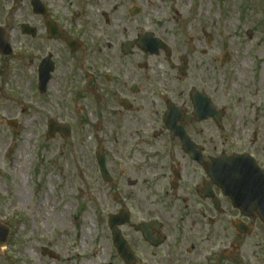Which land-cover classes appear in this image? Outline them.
<instances>
[{
	"label": "rangeland",
	"instance_id": "rangeland-1",
	"mask_svg": "<svg viewBox=\"0 0 264 264\" xmlns=\"http://www.w3.org/2000/svg\"><path fill=\"white\" fill-rule=\"evenodd\" d=\"M44 1L63 24L77 27L87 44L104 26L103 9L116 31L128 25L124 37L143 29L172 33L178 50L192 49L185 85L204 90L225 112L222 127L211 117L193 120L188 126L193 139L207 156L249 153L264 167V0ZM136 5L142 12L131 17ZM27 21L39 23L28 0H0V22L14 48L9 56L0 53V222L11 230L0 264H121L110 248L108 213L124 204L135 221L153 215L173 143L153 136L161 128L159 116L124 110L111 95H95L85 84L59 76L45 95L32 87L30 45L21 30ZM42 34L34 47L44 41L49 50L55 43ZM50 118L70 123L72 134L48 139ZM10 119L17 120V128ZM99 143L118 178L112 187L99 171ZM20 152L22 168L16 165ZM44 247L55 256L44 255ZM256 257L264 264L259 253Z\"/></svg>",
	"mask_w": 264,
	"mask_h": 264
},
{
	"label": "flooded vegetation",
	"instance_id": "flooded-vegetation-1",
	"mask_svg": "<svg viewBox=\"0 0 264 264\" xmlns=\"http://www.w3.org/2000/svg\"><path fill=\"white\" fill-rule=\"evenodd\" d=\"M28 6L31 16L39 20L38 24L25 22L30 45L27 66L34 68L32 87L39 90L40 67H51L48 89L41 94L48 93L50 82L59 76L68 82L85 84L86 90L95 95H111L124 110H150L159 116L161 128L153 136H165L173 143L162 167L165 183L153 215L148 212L145 219L135 221L133 211L124 204L108 213V240L119 262L257 264L258 253L264 258V224L257 213H245L233 205L222 188L209 178L205 164L193 159L183 146V130L193 139L188 126L194 120L195 87L185 85L192 70V49L187 46L185 52L178 50L174 35L167 32L143 29L124 37L128 25H123L121 33L116 31L110 26L111 16L106 9L99 13L103 28H96L87 44L81 31L63 24L44 0H28ZM136 6L129 7L131 17L142 12ZM0 26L5 27L1 22ZM41 33L43 40L55 43L49 50L44 41L34 47V40ZM159 64L162 71H158ZM198 145L196 150L203 155V161H210L211 155L207 156L203 145ZM176 149L178 154L174 153ZM109 173L108 183L112 187L118 178L110 170ZM121 209L129 219L119 230L133 256L127 251L119 252L118 243L115 244L114 215L121 213Z\"/></svg>",
	"mask_w": 264,
	"mask_h": 264
},
{
	"label": "water",
	"instance_id": "water-1",
	"mask_svg": "<svg viewBox=\"0 0 264 264\" xmlns=\"http://www.w3.org/2000/svg\"><path fill=\"white\" fill-rule=\"evenodd\" d=\"M7 46L4 41V33L0 31V50L8 53L9 48ZM44 68L43 66L41 67L42 71L40 76V85L43 91L50 78L48 69L44 70ZM193 95H195L193 98L195 97L194 104L196 112L200 114V118L212 115L218 122L221 121V114L214 111L211 100L206 94H197L194 91ZM10 123L16 125L15 121H10ZM57 131H60L63 136H68L71 133V126L51 120L49 122L48 137H53ZM181 135L186 149L191 156L196 159H201L199 153L195 151V143L186 136L185 131H182ZM97 158L102 176L104 179H107L109 174L106 168L104 152L99 151ZM207 172L212 180L220 185L225 193L230 196L234 205L240 207L245 213L255 211L264 222V169L260 168L252 156L249 154L226 156L224 154L221 157L213 159L212 163L207 164ZM127 219L128 215L123 213L121 216L115 218L114 224L117 226L118 224L126 222ZM114 228L115 241L118 243L121 252L126 254L127 251L131 255L127 243L123 240L119 230L117 227ZM8 236L9 228L0 223V247L7 243ZM43 253H46V248L43 249Z\"/></svg>",
	"mask_w": 264,
	"mask_h": 264
},
{
	"label": "bare ground",
	"instance_id": "bare-ground-1",
	"mask_svg": "<svg viewBox=\"0 0 264 264\" xmlns=\"http://www.w3.org/2000/svg\"><path fill=\"white\" fill-rule=\"evenodd\" d=\"M227 37H232V34L230 32H227L226 34ZM30 136H28L29 138ZM19 168H22V166L24 165V161H23V154L22 152H20V156H19V159L17 161V164H16Z\"/></svg>",
	"mask_w": 264,
	"mask_h": 264
}]
</instances>
